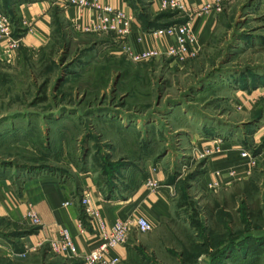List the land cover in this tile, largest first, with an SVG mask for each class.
<instances>
[{"label":"rangeland","instance_id":"rangeland-1","mask_svg":"<svg viewBox=\"0 0 264 264\" xmlns=\"http://www.w3.org/2000/svg\"><path fill=\"white\" fill-rule=\"evenodd\" d=\"M16 1L0 0L20 39L10 50L0 35V264L82 262L31 245L37 225L8 213L6 195L38 174L165 199L168 215L133 228L115 264H264L261 0L225 1L196 56L137 62L119 48L127 38L79 31L58 13L48 38L25 46ZM125 1L144 32L178 23L159 0Z\"/></svg>","mask_w":264,"mask_h":264},{"label":"crops","instance_id":"crops-1","mask_svg":"<svg viewBox=\"0 0 264 264\" xmlns=\"http://www.w3.org/2000/svg\"><path fill=\"white\" fill-rule=\"evenodd\" d=\"M101 1L113 7L122 8L127 13H132L125 0ZM185 2L192 6H199L211 3L212 0H185ZM18 6L22 21L29 25L22 37L23 44L29 47H37L48 38L54 13L60 14L70 23L78 17V9L70 5L67 0H29L21 2ZM217 14L219 13L203 15L194 19L193 27L199 34V47L207 41L212 33L217 22ZM177 17L185 16L180 13ZM138 37H141L140 42L137 41ZM127 42L135 49L163 46V41L153 39L144 33L140 23L135 20L132 34L127 37ZM96 184L88 176L74 182L72 180L60 182L54 175L38 174L28 178L16 199L15 196L6 195L11 209L8 213L13 218H17L25 214L29 207H32L40 219V225L28 236L30 244L36 246L41 239L58 238L59 232L62 229H67L80 256L89 251L96 242L99 236V225L108 231L109 225L116 218L141 214L154 227L160 217L168 215L169 210L165 199L159 194L144 190L143 185L138 187L132 195L121 198L101 195ZM85 197L89 198V205L94 209L95 217L86 212V206L83 203ZM127 246V242L116 246L110 251L109 256L117 257L119 261L124 260ZM80 256L76 258L80 259Z\"/></svg>","mask_w":264,"mask_h":264},{"label":"built area","instance_id":"built-area-1","mask_svg":"<svg viewBox=\"0 0 264 264\" xmlns=\"http://www.w3.org/2000/svg\"><path fill=\"white\" fill-rule=\"evenodd\" d=\"M225 1L227 0H212L211 3L192 6L186 3L185 0H159L158 4L160 8L177 9L187 17V21L173 23L166 27L149 29L144 32L153 39L163 41L162 47L135 49L131 44L126 42L119 48L127 57L136 62L149 61L164 55L172 57L176 61H184L187 58L194 57L199 50V34L193 27L194 19L203 15L221 12ZM67 2L78 9V17L72 21V25L79 31L110 33L122 39L132 34L134 16L122 8L113 7L101 0H67ZM261 3L264 7V0H261ZM11 31L7 17L0 13V35H3L7 39V47L10 50L17 47L20 42V39L12 37ZM137 41L140 42L141 37H138ZM245 155L247 153H244L242 156ZM145 185L154 189L156 183L149 179ZM83 203L86 206V212L95 217V211L89 205L88 197L83 198ZM25 216L33 225H40V219L32 207L28 209ZM132 228L140 232H148L152 230L153 226L141 214H132L126 218H116L109 225L108 231L102 225H99V236L96 242L82 256H80L78 248L67 229H62L59 232L58 238L41 239L37 243V246L48 243L51 249L57 253L72 257L80 256L82 259L81 264H115L119 262V258H112L109 256V253L116 246L123 245L126 242Z\"/></svg>","mask_w":264,"mask_h":264},{"label":"trees","instance_id":"trees-1","mask_svg":"<svg viewBox=\"0 0 264 264\" xmlns=\"http://www.w3.org/2000/svg\"><path fill=\"white\" fill-rule=\"evenodd\" d=\"M24 1L26 2V1H29V0H17L16 2L20 4L21 2H24ZM186 21H187V17H182V18L179 17V18L176 19L175 22L183 23V22H186ZM147 26H149V25L146 24V23L143 24V28H144V29H147V28H148L147 30H149V29H155V28H161V27H150V28H149V27H147ZM162 27H166V26H162ZM191 225H192V226H195V221L192 220V221H191Z\"/></svg>","mask_w":264,"mask_h":264}]
</instances>
